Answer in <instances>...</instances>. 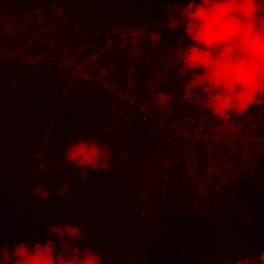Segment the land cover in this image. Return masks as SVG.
Listing matches in <instances>:
<instances>
[{"label":"trees","instance_id":"16d2710c","mask_svg":"<svg viewBox=\"0 0 264 264\" xmlns=\"http://www.w3.org/2000/svg\"><path fill=\"white\" fill-rule=\"evenodd\" d=\"M53 11L41 12L45 16L41 26L46 30L24 45L26 54L42 53L41 40L46 37L76 32V27L63 30ZM98 23L103 22L92 19L78 26L93 28ZM26 38L22 36L19 44ZM0 43L9 45L11 41L0 36ZM147 52L151 55L148 59L155 60L149 46ZM114 60L111 54L98 58L101 64ZM150 70V66L141 67L136 91L143 90ZM68 81L69 72L53 60L30 59L21 53L0 54V193H4L0 199V241L9 249L21 241H57L55 235H46V225L63 222L81 227L86 236L77 243L101 252L102 264H196L195 259L205 252L214 253L220 222L206 219L191 207L196 199L195 186L184 178L180 163L173 162L167 179L152 185L149 194L155 193L156 203H146L137 195L134 185L140 181L128 175L129 171L138 168L141 175L149 167L154 173L162 152L156 157L154 154L158 149L166 150L163 138L160 141L152 131L153 120H144L136 113L125 114L124 120L111 111L112 99L100 86ZM182 90L170 82L157 88V92L176 98L178 114L182 113L181 106H187ZM255 100L264 110V93ZM86 137L106 144L110 157L107 170L89 169L82 180L79 169L63 163V150L69 140ZM117 143L121 145L116 147ZM118 154L124 159L117 160ZM40 163L43 169L37 167ZM65 183L66 194L57 195ZM34 187L47 190L48 197H34ZM234 196L253 220L251 225L264 229V158L254 174L236 184ZM188 209L192 211L183 213ZM262 233L250 234L248 242L239 248L229 246V251L258 256L264 250V230ZM180 241L189 246L185 257L176 250ZM229 260L232 258L224 259Z\"/></svg>","mask_w":264,"mask_h":264},{"label":"built area","instance_id":"2783aa9c","mask_svg":"<svg viewBox=\"0 0 264 264\" xmlns=\"http://www.w3.org/2000/svg\"><path fill=\"white\" fill-rule=\"evenodd\" d=\"M163 1L175 5L173 0ZM53 10V16L60 23L65 18L64 12ZM7 14L10 16L1 23L0 36H10L16 41L22 36L28 37L33 30L38 32L36 29L41 28L42 19L45 18L41 12L34 16L30 13L24 21H20L15 15ZM3 22L13 23L14 26L2 27ZM101 22L93 28L81 29L77 26L74 34L44 38L41 40L44 45L42 53L26 54L23 50L7 54L21 53L22 57L30 59L53 60L58 67L69 72L68 82L95 84L106 91L112 99L111 111L124 120L127 119L125 114L135 113L144 120L152 119V131L160 141L163 138L166 150L154 173L149 171V167L144 169L147 187L142 188L140 183L134 185L137 195L146 203H156L157 196L153 193L150 197L149 190L159 179H167L173 162L174 165L180 163L184 178L195 186L196 199L191 207L200 211L206 219L212 217L220 222L215 235L221 240L223 230L229 224L228 214L240 204L234 200L236 184L243 177L254 174L264 158V110L252 103L244 114H230L229 119L220 121L200 106L202 93L199 88L186 99L187 106H181L180 114L174 109L176 98L173 96L166 109L157 108L152 97L160 85H167L168 75L163 77L155 73L156 62L166 59L168 65L174 64L176 68V58L182 59V52L161 47L138 29L121 28L103 20ZM42 32L41 29L39 36ZM148 46L155 60L148 59L151 56L147 52ZM104 54L113 55L115 60L101 64L98 58ZM143 65L150 66L151 70L143 90L138 92V74ZM180 76L175 84H179L185 93L189 77L181 79ZM191 209L183 213L188 214ZM226 240L224 236L221 242ZM188 247L186 242L180 241L176 250L185 257Z\"/></svg>","mask_w":264,"mask_h":264},{"label":"clouds","instance_id":"9594fccd","mask_svg":"<svg viewBox=\"0 0 264 264\" xmlns=\"http://www.w3.org/2000/svg\"><path fill=\"white\" fill-rule=\"evenodd\" d=\"M173 2L180 19L169 13L168 26L175 28L183 19V33L190 41L182 45V66L189 77L185 99L199 88L200 106L213 117L225 121L230 114H244L256 96L264 93V0ZM170 99L164 91L152 97L159 109H166ZM109 157L107 145L95 137L69 140L63 150V163L79 169L82 180L89 169L107 170ZM37 167L43 169L44 165ZM67 188L65 183L56 194H66ZM32 195L44 200L49 192L34 187ZM243 220L250 222L251 217ZM46 228V235H55L58 243L52 239L31 244L21 241L9 249L0 241V264H102L101 252L77 243L86 236L79 225L58 222ZM226 264H264V250L258 256L250 254Z\"/></svg>","mask_w":264,"mask_h":264},{"label":"water","instance_id":"95a60500","mask_svg":"<svg viewBox=\"0 0 264 264\" xmlns=\"http://www.w3.org/2000/svg\"><path fill=\"white\" fill-rule=\"evenodd\" d=\"M0 8L18 15L59 9L65 14L60 21L63 30L101 19L121 28L138 29L161 47L181 52L182 45L190 43L183 33V19L175 28L168 26L169 13L178 20L180 16L176 5L163 0H0Z\"/></svg>","mask_w":264,"mask_h":264},{"label":"rangeland","instance_id":"374dc122","mask_svg":"<svg viewBox=\"0 0 264 264\" xmlns=\"http://www.w3.org/2000/svg\"><path fill=\"white\" fill-rule=\"evenodd\" d=\"M37 13H33L34 16ZM30 14H23V16L21 18L26 19L27 16ZM1 19V17H0ZM6 19V18H5ZM3 19V20H5ZM1 25V23H0ZM13 27L14 24L13 23H4L2 27ZM32 26H30L27 30H29ZM42 29V31L46 30V26H41V28H37L36 30H38V32H35L34 30L28 35V37L26 38V41L24 39V44H21L22 41L20 38L18 40V42H15V40L12 37H7L10 41L11 44L9 43V45H3L0 44V54H5V53H10V52H20L23 50H26L24 48V45H28L33 39H35L36 37L39 36V32ZM55 36V35H53ZM53 36H50L53 37ZM14 40V41H13ZM19 41H21V43L19 44ZM24 52V51H23ZM158 61V66L156 68H154L155 73L162 75L163 77H165L166 75H168L167 77V82H170L171 84H175L177 78L182 75V74H187L185 71L181 72L182 66L179 65L182 62V59H180L178 57V64L175 68V65L173 64V66L168 65L169 61L162 60V62L160 60ZM168 65H166V64ZM167 69H168V73H167ZM119 145H121L120 143H117L116 147H119ZM162 152V153H161ZM123 153V152H122ZM155 153V152H154ZM159 153H161V156L163 154V150L158 149V151L154 154V156L156 157V155H158ZM119 159H124L123 156L119 155L117 156V160ZM139 169L138 168H133L129 171L128 175H130L131 177L137 179L140 181L141 187L142 188H146L147 187V182L142 179V174L144 173V170L141 172V175H139ZM203 215V214H202ZM228 221L229 224L225 227V229L223 230V235L225 236V238H227V240L225 242H221L222 239L224 238V236L222 235L221 240H219L218 244H217V248L216 250H214V253L210 250L205 252V254H203L202 256H200L201 258L195 259L197 260L196 264H226V262H230L232 261L234 258L238 259L243 257L244 255L239 253V254H234L231 251H229V246H233L234 248H239L241 246V244L243 242H248V240L251 238V236H255L258 234H263V227L260 226H252L251 223H253V220L251 219L250 222H248L247 220H244L243 222H241V220H243V218L247 217L246 215V210L245 207L242 204H238L235 207V210L228 214ZM249 217V216H248ZM209 220V219H208ZM260 229H263L262 231ZM222 231V230H221ZM261 232V233H260ZM251 234V236H250ZM216 236V235H215ZM219 239V237H218ZM225 258H232V260L229 261H224Z\"/></svg>","mask_w":264,"mask_h":264},{"label":"crops","instance_id":"0c3cea01","mask_svg":"<svg viewBox=\"0 0 264 264\" xmlns=\"http://www.w3.org/2000/svg\"><path fill=\"white\" fill-rule=\"evenodd\" d=\"M4 9H1L0 8V17H1V19H0V23H2V21H4L3 19H5V18H7V17H9L10 15H8L7 14V11H5ZM23 15H15V17H17V18H20V21H24L25 19L24 18H21Z\"/></svg>","mask_w":264,"mask_h":264},{"label":"flooded vegetation","instance_id":"af4514ba","mask_svg":"<svg viewBox=\"0 0 264 264\" xmlns=\"http://www.w3.org/2000/svg\"><path fill=\"white\" fill-rule=\"evenodd\" d=\"M254 101L257 103V101L254 99ZM258 104V103H257Z\"/></svg>","mask_w":264,"mask_h":264}]
</instances>
